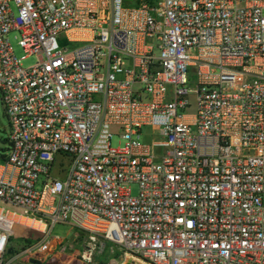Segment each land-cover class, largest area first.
I'll use <instances>...</instances> for the list:
<instances>
[{"label": "built area", "instance_id": "2783aa9c", "mask_svg": "<svg viewBox=\"0 0 264 264\" xmlns=\"http://www.w3.org/2000/svg\"><path fill=\"white\" fill-rule=\"evenodd\" d=\"M0 94V264H264V0H0Z\"/></svg>", "mask_w": 264, "mask_h": 264}, {"label": "rangeland", "instance_id": "374dc122", "mask_svg": "<svg viewBox=\"0 0 264 264\" xmlns=\"http://www.w3.org/2000/svg\"><path fill=\"white\" fill-rule=\"evenodd\" d=\"M9 42L13 49V54L17 60H19V64L22 68H28L36 62L35 55H27L23 49L19 46V35L17 32H11L8 35ZM59 44L62 46L63 41L59 38ZM142 138L140 142L142 143H150L152 140L157 141L160 140L161 137L158 132L153 131L150 126H144L141 130ZM8 132H9V122L5 113V109L2 103L1 94H0V155H4L8 149ZM124 145V141L120 138L119 134L113 132V136L111 138V146L113 148H121ZM132 194L135 195L137 192L136 186H132L131 188ZM51 237L62 238L65 239L66 242H71L73 240L80 241L82 238V234L71 228V226L66 224H56L50 234ZM28 239H36V232H31L30 229L25 228L23 226H17L15 229V235L10 242L11 248L16 249V255L11 257L10 264H32L30 262L31 259L40 262V264H81L78 258L73 257L70 252H65L61 255H53L44 259L43 257L36 255L33 258L28 259L25 255L21 254L24 249V244L22 240L25 238ZM77 249H80L79 244L75 246ZM121 264L125 263H137V264H149V262L142 257H135L130 259L127 257L126 260L120 261Z\"/></svg>", "mask_w": 264, "mask_h": 264}, {"label": "trees", "instance_id": "16d2710c", "mask_svg": "<svg viewBox=\"0 0 264 264\" xmlns=\"http://www.w3.org/2000/svg\"><path fill=\"white\" fill-rule=\"evenodd\" d=\"M8 140V139H7ZM4 155H0V159L3 158ZM37 238L36 239H28V237L25 238V240H22V243L24 244V248L27 247L30 243H32L35 240L39 239V235L36 234ZM12 241V239H11ZM16 255V249L15 248H11V246L8 247L7 249V257H13ZM104 264V263H101Z\"/></svg>", "mask_w": 264, "mask_h": 264}, {"label": "bare ground", "instance_id": "6f19581e", "mask_svg": "<svg viewBox=\"0 0 264 264\" xmlns=\"http://www.w3.org/2000/svg\"><path fill=\"white\" fill-rule=\"evenodd\" d=\"M34 225H35L36 227H38V228H41V229L43 228V226H41V225H39V224H34ZM125 264H137V263H134V262H133V263H125Z\"/></svg>", "mask_w": 264, "mask_h": 264}, {"label": "water", "instance_id": "95a60500", "mask_svg": "<svg viewBox=\"0 0 264 264\" xmlns=\"http://www.w3.org/2000/svg\"><path fill=\"white\" fill-rule=\"evenodd\" d=\"M30 262H31L32 264H40V262H38V261H36V260H33V259H31Z\"/></svg>", "mask_w": 264, "mask_h": 264}]
</instances>
